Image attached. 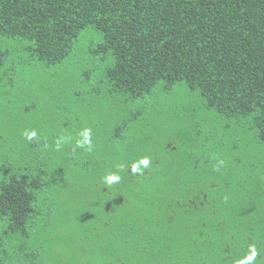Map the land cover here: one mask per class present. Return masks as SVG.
Wrapping results in <instances>:
<instances>
[{
	"label": "trees",
	"instance_id": "obj_1",
	"mask_svg": "<svg viewBox=\"0 0 264 264\" xmlns=\"http://www.w3.org/2000/svg\"><path fill=\"white\" fill-rule=\"evenodd\" d=\"M241 260L264 264V0H0V264Z\"/></svg>",
	"mask_w": 264,
	"mask_h": 264
},
{
	"label": "clouds",
	"instance_id": "obj_2",
	"mask_svg": "<svg viewBox=\"0 0 264 264\" xmlns=\"http://www.w3.org/2000/svg\"><path fill=\"white\" fill-rule=\"evenodd\" d=\"M25 135L27 136V139L28 140H32L33 138L36 137V132L35 131H31V132H26ZM86 143L89 144V150H91V147H90V141H86ZM60 146V142L57 141V148H59ZM78 146H83V143H79ZM139 164L140 165H143L144 167H147L149 165V160L147 158H143L139 161ZM133 170L136 171L138 170V166L134 165L133 166ZM120 179V177L118 175H115V174H110L106 177V180L107 182L110 184L112 181H118ZM247 260H251L252 259V256H248L246 258ZM239 264H244V261L241 260L239 262Z\"/></svg>",
	"mask_w": 264,
	"mask_h": 264
}]
</instances>
